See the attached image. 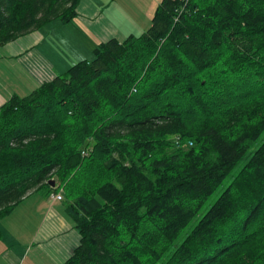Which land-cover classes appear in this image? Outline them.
I'll use <instances>...</instances> for the list:
<instances>
[{"label":"trees","instance_id":"1","mask_svg":"<svg viewBox=\"0 0 264 264\" xmlns=\"http://www.w3.org/2000/svg\"><path fill=\"white\" fill-rule=\"evenodd\" d=\"M79 2L0 0V46ZM93 56L0 107V220L45 189L63 264H264V141L200 214L264 131V0H159Z\"/></svg>","mask_w":264,"mask_h":264},{"label":"crops","instance_id":"2","mask_svg":"<svg viewBox=\"0 0 264 264\" xmlns=\"http://www.w3.org/2000/svg\"><path fill=\"white\" fill-rule=\"evenodd\" d=\"M105 2L80 0L74 21L68 24L54 23L58 21L47 23L0 46V107L11 97L25 96L44 81L65 73L72 65L93 59L97 45L112 38L123 41L128 37L129 32L126 34L115 27L103 12L113 0ZM117 11L115 6L112 13ZM86 21L88 25L84 26L82 22ZM43 28L50 37H46ZM49 195L46 191L30 193L12 208L11 214L23 206V216H34L39 221L30 235L29 250L25 248L24 256L20 253L17 257L15 249L8 247L14 242L11 234L16 237V233L8 229V224L3 225L7 215L0 220V244L7 245L1 252L5 254L2 264H22L25 257L35 264H63L71 256L80 236L73 226L56 215V202L48 199Z\"/></svg>","mask_w":264,"mask_h":264},{"label":"rangeland","instance_id":"3","mask_svg":"<svg viewBox=\"0 0 264 264\" xmlns=\"http://www.w3.org/2000/svg\"><path fill=\"white\" fill-rule=\"evenodd\" d=\"M105 1L111 2V0H99V2L101 3ZM158 2L159 0H113V2H111L110 5L103 10V12L107 16V19H109L115 27L120 28L121 31L125 32L126 34L129 32L127 36H129L130 34H133L134 36H139L145 31H147V29L150 27L151 18L153 16L154 9L156 5L158 4ZM115 6L116 8H118V11L116 13H112V9ZM54 23H59V22H54ZM82 23L84 26L88 25L87 21L82 22ZM43 29L44 30L42 31L46 34V37L47 36L50 37V33H48L45 30V28ZM263 141H264V131L262 132L260 137L251 145L246 155L236 165L233 171L226 177L223 183L206 200V202L202 206L200 214H203L205 211H207L210 208L212 204H214V202L217 200L219 195L222 193L225 187L232 180L233 176L240 170V168L245 164V162L254 152V150ZM44 191L46 190L45 189L40 190V192H44ZM31 199L33 200L35 198H31ZM48 199H49V196H48ZM23 208H24L23 206L18 207L14 212H12V214H11L12 210L9 211V213L7 214L6 221L3 224V225L8 224L9 225L8 229L11 228V230H13L16 233V237H15L14 235L11 234L10 231L7 230L8 234L9 235L11 234V236L13 237V241H14L13 245H8V247L10 248L13 247L15 249L14 252L17 257L20 255V253L23 256L25 255L23 253L25 252V248L27 249V251L29 250L28 244H30V241H31L30 235L35 230L39 222L34 216L32 217L23 216L22 215ZM62 209H63V204L61 202H56L55 210H57L58 212V214L56 215L61 216L67 223L73 226L71 220H69L66 214L62 212ZM41 214H43V212L40 213L39 216H41ZM74 231L76 230L74 229ZM76 233L77 235H79L77 231ZM183 236L184 235H181L179 240H181ZM6 248H7V245L5 243L0 244V264H2L3 263L2 261L5 259V254L1 252L2 250ZM22 264H35V262H33L30 258L25 257Z\"/></svg>","mask_w":264,"mask_h":264},{"label":"built area","instance_id":"4","mask_svg":"<svg viewBox=\"0 0 264 264\" xmlns=\"http://www.w3.org/2000/svg\"><path fill=\"white\" fill-rule=\"evenodd\" d=\"M50 200L52 202L62 201V195L60 193H58V194H52V195H50Z\"/></svg>","mask_w":264,"mask_h":264},{"label":"water","instance_id":"5","mask_svg":"<svg viewBox=\"0 0 264 264\" xmlns=\"http://www.w3.org/2000/svg\"><path fill=\"white\" fill-rule=\"evenodd\" d=\"M49 185L53 188L55 186L54 181H50Z\"/></svg>","mask_w":264,"mask_h":264}]
</instances>
